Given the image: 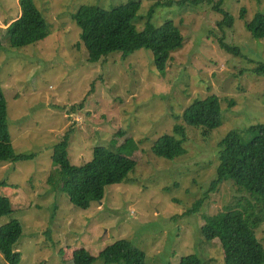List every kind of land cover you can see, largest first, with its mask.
<instances>
[{
	"label": "rangeland",
	"instance_id": "rangeland-1",
	"mask_svg": "<svg viewBox=\"0 0 264 264\" xmlns=\"http://www.w3.org/2000/svg\"><path fill=\"white\" fill-rule=\"evenodd\" d=\"M35 1L51 34L16 48L5 30L22 15L21 0H0V84L9 130L18 153L36 155L0 161V195L13 206V214L0 218V228L22 223L16 246L21 264H74L78 250L97 257L119 240L145 252L147 264H181L193 254L204 264H226L221 241L208 242L201 227L205 216L250 198L232 181L210 188L218 176L220 142L236 131L248 147L257 137L248 129L264 124V75L254 72L264 65V39L253 38L246 28L257 13L264 14V0H225L232 27L220 26L224 16L215 6L221 0L197 5L186 0L182 6L174 2L184 0H138L139 30L155 8L156 26L170 19L182 32L183 47L172 53L166 75L158 72L148 49L126 59L112 53L88 62L73 15L83 5L111 9L128 0ZM222 40L234 51L223 48ZM212 96L221 99L223 126L206 136L205 129L187 127L182 115L195 101ZM176 126L185 130L186 153L173 159L157 155V142ZM68 133L74 166L91 161L97 147L135 163L125 181L105 187L102 200L87 210L48 182L58 174L54 147ZM201 199L200 209L186 215ZM256 234L264 246V224ZM0 264H7L1 253Z\"/></svg>",
	"mask_w": 264,
	"mask_h": 264
},
{
	"label": "trees",
	"instance_id": "trees-1",
	"mask_svg": "<svg viewBox=\"0 0 264 264\" xmlns=\"http://www.w3.org/2000/svg\"><path fill=\"white\" fill-rule=\"evenodd\" d=\"M185 1L174 3L182 6ZM204 1L206 2L193 0L192 3L197 5ZM224 1L221 0L215 6L224 16L220 26L232 27L234 18L223 8ZM21 7L22 15L5 30L10 45L16 48L34 45L51 34L49 24L37 8L35 0H21ZM140 9L141 2L138 0H128L111 9H104L100 5H83L79 8L73 15V20L81 29L80 38L88 51V62L98 63L112 53H120L126 59L135 51L148 49L155 55L158 72L166 75L172 53L183 47L182 32L170 19L163 25L156 26L153 23L155 8L148 15L146 27L139 30L135 19L139 16ZM242 11L241 18L244 19L245 10ZM246 28L253 38L264 39V14L257 13L251 21L246 22ZM222 46L234 51L223 40ZM254 72L264 75V65H260ZM182 121L187 127L202 128L205 129L206 136L211 135L223 126L221 99L212 96L206 100L195 101L183 113ZM248 132L257 133V137L248 147L241 143L236 131H232L220 142L218 176L210 189L217 190L224 182L232 181L250 198L239 200L233 209L205 216L206 223L201 227V234L208 242L221 241L226 264H264V246L256 234V230L264 224V124L253 126ZM185 141L184 128L176 126L173 134L161 137L154 151L159 156L177 158L186 153ZM70 142L68 133L55 145L52 157L54 165L58 167V174H52L48 182L52 186H60L70 202L80 209L87 210L93 201L100 202L105 187L122 183L135 169L132 159L100 147L94 149V158L91 161L80 167L74 166L69 158ZM35 156L18 153L13 144L7 102L0 84V161H19ZM252 200L263 206H257ZM204 203V199L197 201L186 215L195 214ZM10 214H13L10 200L0 195V218ZM23 233L24 227L18 220L0 228V253L7 264H21L22 253L16 246ZM98 260L104 264H147V255L125 240L106 246L97 257L86 249L78 250L74 255V264H94ZM181 264L204 262L198 255L193 254L184 257Z\"/></svg>",
	"mask_w": 264,
	"mask_h": 264
},
{
	"label": "crops",
	"instance_id": "crops-1",
	"mask_svg": "<svg viewBox=\"0 0 264 264\" xmlns=\"http://www.w3.org/2000/svg\"><path fill=\"white\" fill-rule=\"evenodd\" d=\"M11 23V22H10Z\"/></svg>",
	"mask_w": 264,
	"mask_h": 264
}]
</instances>
